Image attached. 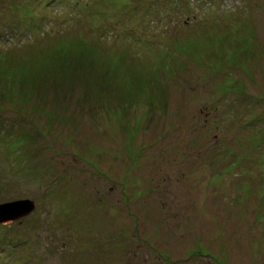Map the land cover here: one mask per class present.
Instances as JSON below:
<instances>
[{"label": "rangeland", "instance_id": "rangeland-1", "mask_svg": "<svg viewBox=\"0 0 264 264\" xmlns=\"http://www.w3.org/2000/svg\"><path fill=\"white\" fill-rule=\"evenodd\" d=\"M0 264H264V0H0Z\"/></svg>", "mask_w": 264, "mask_h": 264}, {"label": "water", "instance_id": "water-1", "mask_svg": "<svg viewBox=\"0 0 264 264\" xmlns=\"http://www.w3.org/2000/svg\"><path fill=\"white\" fill-rule=\"evenodd\" d=\"M35 203L28 200L8 203L0 206V222H15L35 211Z\"/></svg>", "mask_w": 264, "mask_h": 264}]
</instances>
